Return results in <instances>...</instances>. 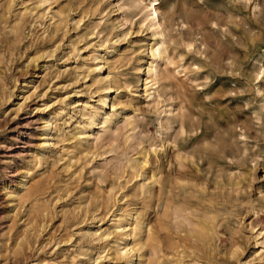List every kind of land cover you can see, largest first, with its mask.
Instances as JSON below:
<instances>
[{
    "label": "rangeland",
    "instance_id": "374dc122",
    "mask_svg": "<svg viewBox=\"0 0 264 264\" xmlns=\"http://www.w3.org/2000/svg\"><path fill=\"white\" fill-rule=\"evenodd\" d=\"M160 3L153 98L135 0H0V264H125L120 214L150 229L142 264H264V0Z\"/></svg>",
    "mask_w": 264,
    "mask_h": 264
},
{
    "label": "bare ground",
    "instance_id": "6f19581e",
    "mask_svg": "<svg viewBox=\"0 0 264 264\" xmlns=\"http://www.w3.org/2000/svg\"><path fill=\"white\" fill-rule=\"evenodd\" d=\"M135 1H136L137 6L141 10L142 16H141L140 21H139L140 24H144L148 28H151L152 30H154V38H155L154 42L151 44V46L148 49L147 55L151 59V62H150V65L148 66V71H147L148 77L146 78L147 82L145 83L146 84V91H152V93L148 92L146 96L150 95L153 98H157V97L160 98L161 97L160 86H161L162 76H161V73L159 72V67H160L161 61L164 62L165 67L167 66V64H173L174 63L173 56L169 53L168 46L166 44V36L165 35H166L167 27H166V23L163 19L161 9L159 6V4H161V3H160V0H135ZM41 6H42V4H41ZM122 8H123V6L120 4V2H118L116 4V9L119 11ZM66 15H67V13H66ZM118 55H119V50H118L117 46L115 44L111 45L104 52V55L102 57H96V59H99V61L94 66L95 67L94 71L101 70L105 63L109 64V62H110L109 58L110 57H113V59H117ZM143 60H144V57H143V59H140L141 62ZM141 71H142V66L140 67L138 72H141ZM99 74H100V72H99ZM263 74H264V68H262L260 71V75L262 76ZM140 80H143L141 75H139V82H141ZM144 81H145V79L143 80V84H144ZM94 83L97 84L96 88L100 91V93L98 94L100 106L107 104V102H109V101H111L112 102L111 105H113L114 100H116L117 97L116 96L112 97L110 95L112 92L117 91L119 88L117 86V82H116L115 78L113 77V75H111V73H108L107 75H102L101 77L96 78ZM123 83L128 84L129 80L125 79L123 81ZM96 92H97V90H96ZM119 95H120V93H119ZM117 100L119 101V103L121 102L120 99H117ZM171 107H172V105L170 106V109H169L170 114L172 113ZM163 111H166V110H163ZM111 118L112 117H110V119ZM112 122L113 121H111L110 123H112ZM110 123H108L106 125V130H108L110 128V126H111ZM89 132H91V131H89ZM46 145H49V146L53 145V140L47 141ZM143 162L145 163V159L143 160ZM145 164H147V163H145ZM29 175H33V173L29 172ZM20 183H21L20 184L21 189L19 192H14V191H8L7 192L6 191V194L7 195L9 194L15 198H18L19 200L24 198L22 191L24 189V185L26 184L25 178H23ZM6 186H7V184H3L1 186V189L3 191L6 190L7 189ZM146 190H148V188ZM147 195H148V192H147ZM115 220H116L115 229H116L117 233L119 234L120 231H126V237L128 240H130V242L127 245H125L121 250H119L120 257L126 258V263L124 262L125 264H142L143 257H144V250L149 243L148 236H149L150 229H146L144 227H140L138 229L139 225L142 223L141 220H137L135 222V225L132 226V223L130 222V214L116 215ZM183 262H184L183 258L181 256H179V257L174 259L172 264H183Z\"/></svg>",
    "mask_w": 264,
    "mask_h": 264
}]
</instances>
